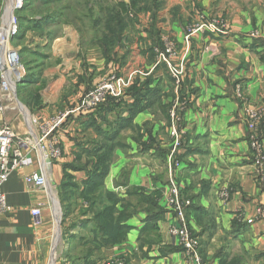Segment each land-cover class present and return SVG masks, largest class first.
Masks as SVG:
<instances>
[{"label":"crops","instance_id":"obj_1","mask_svg":"<svg viewBox=\"0 0 264 264\" xmlns=\"http://www.w3.org/2000/svg\"><path fill=\"white\" fill-rule=\"evenodd\" d=\"M215 20H224L228 31L207 28ZM80 37L75 26L64 24L50 37L49 47L43 39L49 51L42 52L36 74H30L32 80L19 95L27 110L11 112L5 122L22 135L36 134L39 125L29 114L43 123L76 110L82 96L112 73L129 80L124 101L70 113L56 132L62 157L48 168L40 151H26L33 164L14 171L3 185L13 211L0 214V264H73V259L76 264H196L169 233V224L176 222L167 201L171 174L196 205L187 220L200 241L203 264L224 259L264 264V214L258 212H264V127L258 126L261 158L251 145L247 111L264 109V0H160L158 9L134 16L123 46L116 48L118 58L128 52L126 64L107 62L99 47L97 54L85 52ZM171 44L175 54L164 57ZM171 66L180 70L181 83ZM135 82L146 85L142 109L111 137L102 189L134 204L138 197L128 195L129 190L160 191L164 213L156 229L143 235L147 213L131 206L126 239L100 244L94 241L93 211L80 194L87 172L94 169L90 151L104 139L95 127L109 133L130 116L127 105L135 101L130 89ZM172 152L181 161L174 170L168 160ZM32 172L45 173L47 186L27 182ZM68 181L75 184L69 198L64 193ZM37 206L40 218L32 214ZM90 249L92 257L84 263Z\"/></svg>","mask_w":264,"mask_h":264},{"label":"built area","instance_id":"obj_2","mask_svg":"<svg viewBox=\"0 0 264 264\" xmlns=\"http://www.w3.org/2000/svg\"><path fill=\"white\" fill-rule=\"evenodd\" d=\"M24 4L25 0H14L13 8L9 14L10 24L7 31L3 27H0V114H3L7 110H14L16 105L21 112H24L23 109H26V107L21 106L18 93V85L26 75V67L21 60L19 49L11 46L13 36L19 31V21L16 12ZM201 27L200 25L199 28ZM207 28L222 33L228 31L227 24L224 20H215L209 23ZM259 33L258 31H254L252 34L257 36ZM175 52V48L171 44L166 47L165 54H162L165 57L166 54H175ZM4 63L9 64L7 69L4 67ZM171 69L177 84L181 83L180 70L174 66H171ZM128 85L129 80L113 73L98 82L88 93L83 95L76 110L60 112L57 116L43 123L39 122V119L32 115V123L39 125V131L36 134L30 133L22 135L15 131L9 123L3 122L0 126V214L13 211V206L8 202L7 196L3 191L4 183L14 171L33 164V158L26 151H40V157L48 168L49 163L47 162V157H50L51 160H57L62 155V148L54 137V133L64 122L65 118L73 111L89 112L94 110L111 97L116 99L121 98L125 94ZM179 104L180 102L175 105L174 111L172 112L173 118L176 117ZM247 111L249 114L248 126L251 130V145L259 152L261 158H263V145L258 133V126L262 125L264 127V109L247 108ZM29 116L31 117V114ZM172 134L174 136L178 135L175 123L172 125ZM168 160L171 165V170L181 165V161L175 157V152L169 154ZM25 179L27 182L38 187H46L48 183L47 175L41 172L29 173L25 176ZM224 195L227 196L226 193ZM167 201L176 220L175 223L169 224V233L178 239V244L183 248L188 257L192 258L196 264H203L199 249L200 241L192 232L187 220V208L191 206L193 200L183 195L181 186L173 174H171L169 182ZM258 212L261 215L264 214L262 210ZM32 214L34 217L40 218L42 215L41 207L37 206L33 208ZM38 222L39 220L36 221V223ZM107 264H122V262L112 260Z\"/></svg>","mask_w":264,"mask_h":264},{"label":"trees","instance_id":"obj_3","mask_svg":"<svg viewBox=\"0 0 264 264\" xmlns=\"http://www.w3.org/2000/svg\"><path fill=\"white\" fill-rule=\"evenodd\" d=\"M47 1V0H46ZM51 0H49L50 2ZM60 1L61 4L64 5L63 9H60V12L55 11L51 14L44 16V21L40 23L48 22L51 24H61L64 21L70 22L72 20L73 15H76L78 19L85 21L86 18H90L92 20V29H94L93 34V42H97L102 55L106 58L107 62L111 60H120L122 64H126L128 58V52H126L123 56L117 57V47L123 46V41L126 36V31L129 29L130 24L134 18V16L142 11H146L147 9H158L160 7V0H130L129 2L120 1L116 4H101V0H83L82 2L86 4L87 11H76L72 8L69 0H57ZM96 1L100 6V13L97 18H94L96 15L95 8L93 3ZM101 1V2H100ZM4 0H0V14L4 6ZM34 4V0H25V4L21 9L16 12L18 21H19V33L24 34L28 29L29 25L38 26L34 20L32 21L26 14L28 8L32 10ZM76 8V7H75ZM70 16L71 20L67 17ZM39 23V24H40ZM54 35L58 33L53 29ZM52 35V36H54ZM23 36V35H22ZM51 36V37H52ZM17 38V36H13L11 42ZM20 52V56L22 58V53ZM23 61V58H22ZM26 67V75L22 78L21 82L18 85V93L22 91V84H29L32 77L30 74H36L33 68L24 63ZM31 67V68H30ZM146 85L142 84L140 87H137V83L135 82L131 85L132 95L135 97V101L132 104L127 105V111L130 113V116L127 119H121V122H118V128L112 132H104L100 129L99 126H96L101 134H103L104 139L102 143L94 146V150L90 151V155L94 156L95 159L94 169L87 172L88 178L85 183V188L81 191L80 196L89 203V210L93 211V222L95 227V242H99L100 244H115L122 242L126 239L127 232L130 229V226L126 224L125 221L131 215L130 207L133 206L137 210H142L147 213L146 224L141 229V233L144 235L147 231L156 229L157 220L163 216L164 209L159 205L158 199L161 195L160 191H155L151 194H146L137 190H129L128 195H135L138 197V203L134 204L129 199L123 198L119 196L117 193L103 190L102 185L109 171V154L112 152L114 144L111 141L115 136L119 129L124 125H129L133 115L142 109L141 103V95L144 94L142 90H146L144 87ZM126 93V92H125ZM125 94L121 98H109L106 102L100 104L94 110H102L104 108H111L109 105H120L119 101H124ZM149 104H147L148 106ZM91 114V113H90ZM89 115V114H88ZM91 118V117H90ZM107 125L112 126L108 120V118L101 117ZM91 121H96V118H92ZM120 126V127H119ZM58 131V130H57ZM56 131V132H57ZM55 132V133H56ZM54 133V135H55ZM112 137V138H111ZM59 143V142H58ZM60 145V144H59ZM175 157L177 158L176 154ZM93 159V162H94ZM92 161V160H91ZM69 175L67 174V178ZM68 181L65 185V195L67 198L70 197L72 186L75 184H70ZM72 185V186H71ZM123 203L122 209L120 210L118 207L119 203ZM192 209L196 210V205L194 203L189 206L187 212ZM88 210H85L87 213ZM87 221V220H86ZM87 225V222H84ZM75 225V224H74ZM77 225V224H76ZM99 238V241L97 240ZM145 243L149 240L146 238L143 239ZM180 246V245H179ZM180 248H182L180 246ZM183 249V248H182ZM92 257V249L84 256L85 262L87 263ZM73 264H76L77 261L75 259L72 260ZM221 264H241V260H234L232 262H228L225 259Z\"/></svg>","mask_w":264,"mask_h":264},{"label":"rangeland","instance_id":"obj_4","mask_svg":"<svg viewBox=\"0 0 264 264\" xmlns=\"http://www.w3.org/2000/svg\"><path fill=\"white\" fill-rule=\"evenodd\" d=\"M4 1H5L4 6H3V9H2L1 14H0V27H4L8 21V7L10 5V0H4ZM69 1H70L72 8H74L76 11H80V12L81 11H87V6H86V4H84L82 2L83 0H69ZM101 1H102L101 4H103V5H105V4L106 5L112 4L113 5V4H116L120 1L129 2L130 0H101ZM64 2H65V0H64ZM93 6H94L95 11H96V15H94V18H97L98 14L100 13V8H99L100 6L98 5V3L96 1L93 3ZM63 7H64V5L61 4V2L57 1V0H51L50 2H49V0H47V1L46 0H34V4L32 7L33 9L32 10H30V8L26 9L27 10V12H26L27 16L32 21L34 20L36 23H38V26H34L32 24L29 25V29L24 34H20L18 31V33L15 35V36H17V38L13 41V43H11L12 47L19 49L21 51L23 63H26V64L30 65L32 68H34V65H37L36 62L38 63L41 60H43V58L41 57L42 52L45 54V53H48V51H49L48 44L50 42V37L52 35H54L53 29L55 31H61L64 24H72L73 26L76 27L77 31L81 35V37H80L81 38V45L83 46L85 52L87 51L90 54H92L94 52V54H97L98 45H96L97 44L96 41L95 42L92 41L94 29H92V20L90 18H86V20L83 21V20L78 19V17L76 15H73V16H71L72 20H71L70 16L67 17L69 20H71L70 22L64 21L61 24L53 23L51 25H50L51 22L50 23H48V22L40 23V22L44 21L45 15H48V13H50V12H51V14L54 13L55 11L60 12V9H63ZM100 16H101V13H100ZM59 26H60V29H58ZM43 39H44V41L47 42L46 45L48 47H45L43 45L44 44V43H42ZM40 50H41V54H40ZM112 59H113V57L111 58V61H113ZM0 76H1V73H0ZM28 85L29 84H27V83L22 84V89L24 86H28ZM19 99L21 100L22 104L25 105V103L23 102V100L20 96H19ZM11 112L12 113H16V112L19 113L21 111L19 110V108L16 105L14 110H7L3 114H0V126L3 124V122H5L7 120L6 118H8V116L11 114ZM31 118H32V114H31ZM62 124L55 130V132L62 126ZM57 134L58 133H55L54 137L58 141ZM60 147L62 148V145ZM62 154H63V148H62ZM61 157H62V155H61ZM77 229L79 230L80 228H77ZM62 242L63 241L61 240L59 246L62 245ZM57 264H58V261H57Z\"/></svg>","mask_w":264,"mask_h":264},{"label":"bare ground","instance_id":"obj_5","mask_svg":"<svg viewBox=\"0 0 264 264\" xmlns=\"http://www.w3.org/2000/svg\"><path fill=\"white\" fill-rule=\"evenodd\" d=\"M13 3H14V0H10V5L8 7V21H7V24H5V26L3 27V29L5 31H7L8 27H9V24H10V15L9 14L11 12V9L13 8ZM7 62H8V60H7ZM8 63H4V67H6V69L9 67V64Z\"/></svg>","mask_w":264,"mask_h":264},{"label":"water","instance_id":"obj_6","mask_svg":"<svg viewBox=\"0 0 264 264\" xmlns=\"http://www.w3.org/2000/svg\"><path fill=\"white\" fill-rule=\"evenodd\" d=\"M19 102L21 103V105H23L24 107H26L24 104H22L21 100L19 99ZM47 162L49 163V165H51V158L50 157H47Z\"/></svg>","mask_w":264,"mask_h":264}]
</instances>
